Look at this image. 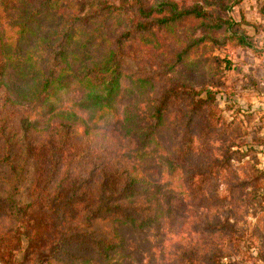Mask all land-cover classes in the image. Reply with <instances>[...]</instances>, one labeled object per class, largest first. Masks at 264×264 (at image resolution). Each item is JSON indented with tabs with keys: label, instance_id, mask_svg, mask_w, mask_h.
<instances>
[{
	"label": "rangeland",
	"instance_id": "1",
	"mask_svg": "<svg viewBox=\"0 0 264 264\" xmlns=\"http://www.w3.org/2000/svg\"><path fill=\"white\" fill-rule=\"evenodd\" d=\"M41 1L0 0L2 39L7 45L3 50L10 54L0 75V155L10 150L18 162L27 159L17 172V206L33 210L37 191L31 183L42 166L36 152L29 158L21 155L25 143L36 147L56 134L50 130L60 123L73 125L77 135L71 139L77 145L110 149L108 155L118 166L128 164L135 189L145 188L146 193L131 201L139 211L131 215L133 224L98 219L88 228L78 223L80 194L88 186L81 181L84 173L77 180L78 205L70 209L75 221L71 228L83 232V238L84 232L93 238L112 236L116 247L108 260L94 252L91 241L63 246L75 259L61 255L47 262V254L53 256L50 250L41 257L30 253L24 235L22 243L15 239L25 227L0 216V231L17 232L1 241L0 264H83L79 256L90 258L86 264H264V0H54L56 5L45 8L21 31L19 24L27 21L30 3ZM70 1L82 6L81 14L95 10L106 14L109 26L94 39L87 41L84 34L72 41L68 49L76 56L68 59L74 70L100 62L112 47L108 40L125 36L117 58L123 72L113 111L84 107L83 90L74 80L55 91L52 108L19 99H30L35 92L40 75L32 77L29 70L44 67L40 38H52V32L68 22L61 13L72 10L67 7ZM172 6L176 12L196 13L162 22L171 16ZM139 79L145 81L143 86ZM188 89L203 98L188 96ZM162 100L166 110L155 135L159 145L149 141L140 148L138 136L126 140L124 111L137 116L139 125L151 124L147 108ZM54 184L47 186L49 190L42 188L41 195L53 199ZM7 188L0 181V193ZM55 196L57 204L61 196ZM49 219L50 230L55 231L53 223L61 215L51 213ZM50 230L43 240L51 238ZM69 234L74 232L65 233ZM7 245L12 253L5 250Z\"/></svg>",
	"mask_w": 264,
	"mask_h": 264
},
{
	"label": "trees",
	"instance_id": "2",
	"mask_svg": "<svg viewBox=\"0 0 264 264\" xmlns=\"http://www.w3.org/2000/svg\"><path fill=\"white\" fill-rule=\"evenodd\" d=\"M52 5H56L54 0H42L39 5H32L30 3L29 11L26 12L27 21L19 24L21 31L27 25L36 22L38 16L44 12L45 8H49ZM71 6L72 10L70 8V12H68L67 9L69 8L67 7ZM67 7L66 15L65 13H61V16H68V22H64L60 30L53 31L52 38H40V58L44 67L42 69L30 68L31 70H29L32 77L40 75V78L37 79L38 83L35 86V92L30 99H19L29 103V105L34 104L36 107L45 106L48 109L52 108L53 101L57 99L53 98L55 97V91L67 87L68 83L74 80L78 88L83 90V98L80 102L83 103L84 107L96 108L100 112L113 111V104L121 88V75L123 72L121 68H118L119 62L117 58L124 49L125 36L122 37L123 35L120 34L108 40L112 47L109 48L106 56L100 62L74 70L68 59L70 55H75L68 49L72 41L77 40L84 34H87V41L94 39L92 37L99 35L102 30H109V26L105 24L107 15L99 14V10L81 14L82 6L79 8L77 3H73L72 1L69 2V6L67 5ZM139 11L144 13L142 7ZM169 11L171 12V16L163 18L162 22H166L171 18L176 19L181 14L189 15L196 13L195 9L176 12L175 6H172ZM88 14L92 16H88ZM98 15L100 16L97 17ZM3 45L0 26V75L7 69L10 59V54L3 50ZM33 56L32 54L29 55V57ZM24 73L26 76L27 71ZM144 83V80H138L139 86H143ZM205 91V98H208L209 90ZM186 94L193 98L195 96L198 97V95L199 99L203 98V96H200V93L192 89H188ZM50 99L52 100L48 101ZM147 109L149 120H152L151 124H137V116L131 114L129 110H125L122 116L123 137L129 140L138 136L140 138L138 139L140 148H143L149 141H152L155 145H159V142L155 139V135L157 134V128L162 124L166 103L163 100L158 101L157 104ZM35 124L37 123L35 122L33 126ZM72 127L73 125L71 124L60 123L57 128L50 130V132L57 130L56 134L53 133L51 136H48V140L42 139L37 143L36 147L32 148L29 142L25 143V149L21 155H27V158H29L31 153L36 152L42 164L39 167V172L41 173L34 174L33 183H35H31L37 191L32 201L34 208L31 212L25 211L27 205L19 208L14 199V191L17 189L18 183L17 172L20 164L25 163L27 159L18 162V158H13L14 154L10 150L0 155V181L4 182L8 187V190L5 189L0 193V216L3 219L14 218V221H19L22 224L21 226L25 227L24 231L20 232V234L10 228L1 230L0 243L1 241L6 242V239L12 235V232L17 233V236L20 235L18 238L15 236V239L18 243H22L21 237L24 235L28 247H31L30 253L41 257L50 250L53 256L47 254L46 261L48 262L55 261L54 259L61 255L75 259L74 256H71L73 255L72 252L63 250V246L75 243L87 245L92 241L94 252L101 258L108 260V253L116 247L115 242L111 239L112 236L93 238L92 235H89V238L87 237L88 232H84L83 238V232H75L71 228L75 221L72 220L70 209L78 204L81 205L82 210L79 218L82 220H79L78 223L80 225L86 224L88 228L92 226V221L98 219L101 221L107 220L108 223L118 222L121 225L133 224L135 219L131 215L139 213V211L133 208L132 204L134 202L131 201H134L133 197L135 195L146 193V189H135V180L131 179L128 164L118 166L113 156L108 155L110 149H104L99 146L94 148L90 145H77L74 143L71 139V135L74 133ZM84 133L87 134L86 131ZM73 135L76 136L77 134ZM52 162H54L53 166H51ZM61 170L63 172L59 173ZM73 174L75 175L74 179L71 177ZM82 174H84V178L81 181L86 180L88 186L84 188L83 195L82 193L80 194L82 198H80V202L77 204V180L80 181L79 177ZM64 182L65 184H63ZM52 183H55L54 185L57 187L56 194L61 196V200L57 204H54L56 194L53 199L48 198V194L46 196L41 195L42 188L46 187L49 190L50 188L47 186ZM65 190L67 191L65 192ZM155 191L158 192L159 187L154 188ZM44 209H47L48 213H43ZM58 212L61 215V220L57 221L56 219L57 223H53L55 231L51 232L49 214L53 213L57 215ZM142 213L144 214L143 210ZM64 225L66 228H64ZM56 228L59 230L56 231ZM49 230V237L51 238L43 240V237L47 238L46 232ZM67 232H74V234L66 236L65 233ZM56 236L59 237L58 240H54ZM11 246H16V244ZM11 246H5V250L12 253L13 248ZM89 259L87 256H79L78 261L86 264L90 261Z\"/></svg>",
	"mask_w": 264,
	"mask_h": 264
}]
</instances>
